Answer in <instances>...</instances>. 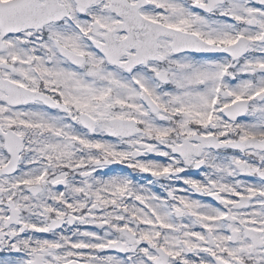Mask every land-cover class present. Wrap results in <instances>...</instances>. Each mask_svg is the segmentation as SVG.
Returning a JSON list of instances; mask_svg holds the SVG:
<instances>
[{"label": "snow or ice", "instance_id": "obj_1", "mask_svg": "<svg viewBox=\"0 0 264 264\" xmlns=\"http://www.w3.org/2000/svg\"><path fill=\"white\" fill-rule=\"evenodd\" d=\"M0 264H264V0H0Z\"/></svg>", "mask_w": 264, "mask_h": 264}]
</instances>
